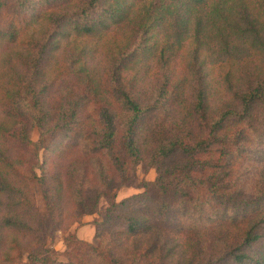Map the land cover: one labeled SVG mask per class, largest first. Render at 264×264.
<instances>
[{"label":"trees","instance_id":"trees-1","mask_svg":"<svg viewBox=\"0 0 264 264\" xmlns=\"http://www.w3.org/2000/svg\"><path fill=\"white\" fill-rule=\"evenodd\" d=\"M227 2L0 0V249L264 264V0ZM138 166L156 177L116 200ZM91 214L96 244L58 260L48 240Z\"/></svg>","mask_w":264,"mask_h":264},{"label":"rangeland","instance_id":"rangeland-1","mask_svg":"<svg viewBox=\"0 0 264 264\" xmlns=\"http://www.w3.org/2000/svg\"><path fill=\"white\" fill-rule=\"evenodd\" d=\"M233 2L235 0H232ZM233 2H227V5H225V8H230V7H234ZM223 5V4H221ZM219 5V7L221 6ZM239 7V6H238ZM201 19L203 24L205 23V20L207 17L211 16L207 13L201 12ZM204 17V19H203ZM208 21V20H207ZM90 45L95 46L94 42H90ZM236 52V51H235ZM238 52H241L238 51ZM208 53V52H203ZM239 53H236V56H238ZM187 56V54H186ZM203 56V55H202ZM211 58L213 56H210ZM209 57V59H210ZM186 59H188V56L186 57ZM214 59V58H213ZM188 60H184L183 64H186ZM217 79V78H216ZM217 103L220 104V102L217 100ZM213 104H216V101L213 102ZM30 138L32 140H37L38 139V131L36 128H32L30 130ZM42 155L43 152H40V156H41V160H42ZM253 166V165H250ZM253 172L250 170L248 172V177L251 178L253 176ZM156 177V171L155 169H143L142 166H138L136 168V172H135V177L133 179V185L131 186H124L122 188H120L117 193H116V200H121L123 198H126L132 194H136L137 192L142 191V188L137 187V184H141L142 180H147V181H151L154 180V178ZM252 180V179H250ZM108 205V201L102 197L99 201V207L100 210H103L104 208H106ZM101 218L100 216H98V214H91V215H84L81 220L79 222H73L71 224H69L67 227L63 226L64 228L57 230L53 237L50 238L48 240L47 245L53 249L55 252L58 253V260L60 261H64L65 260V252L67 250V245H66V239L71 237V236H75L76 238L80 239V240H84L87 241L91 244H96L97 240L95 239V233H96V229H95V223L97 221H99ZM13 235L12 234H8L6 237V245L5 247L0 249V264H29L27 255L25 253V251H23V248H25L26 246V242L22 243V241L24 239H22L21 237H15L16 238V242L12 243V239H13ZM17 243V245H15ZM14 260V261H11Z\"/></svg>","mask_w":264,"mask_h":264}]
</instances>
